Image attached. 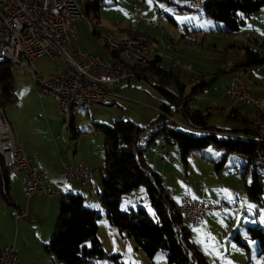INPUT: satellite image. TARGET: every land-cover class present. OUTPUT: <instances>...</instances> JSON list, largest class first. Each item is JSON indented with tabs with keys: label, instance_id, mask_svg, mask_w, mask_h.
<instances>
[{
	"label": "rangeland",
	"instance_id": "374dc122",
	"mask_svg": "<svg viewBox=\"0 0 264 264\" xmlns=\"http://www.w3.org/2000/svg\"><path fill=\"white\" fill-rule=\"evenodd\" d=\"M195 1L145 0L142 4L138 0H84L83 12L98 29L95 31L90 21L78 22L76 26L80 28L75 29L78 33L76 44L81 50L102 55L111 62L112 51L105 45L102 37L112 33L118 39L126 35V29L132 24L139 23V31L153 41L154 51L151 57H162L161 65L172 70L184 83L183 93L175 82L165 88L161 85L155 87L151 80L159 82V78L152 73L126 78L113 86L112 89L117 90L118 96H110L109 105L95 104V108L90 110L92 117H87L84 110H78L72 127V116L68 113L59 114L54 101L41 95L31 71L26 66L11 65L14 80L11 93L16 97V102L7 103L3 110L11 129H14L13 134L18 133L27 140L29 149L36 150L46 161L54 162L58 155H68L65 159L70 163L87 160L93 169L94 180L86 189L95 197L94 204L96 202L101 205L96 193L97 185L102 190V168L105 163V137L96 131L94 122L111 124L116 119L127 118L147 127L158 117L162 103L169 102L164 91L170 92L175 98L182 94L184 97L181 100H188L187 107L191 110L209 113L208 127L214 130L236 126L235 121L228 117L229 111L226 112L227 109L235 107L244 115L258 118L263 123L259 127L261 126L264 133V114L261 115L250 104L230 99L225 93V87L231 79V70L226 67V62L241 61L245 52L243 45L264 52V7L252 14L240 32L224 34L219 29L224 24L207 17L201 11L203 9L194 4ZM188 6L192 9L183 8ZM136 10L140 15L131 17L130 14H135ZM150 18L161 20V26L152 27L143 22ZM233 42L237 43L236 46H230ZM32 65L43 75H53L67 68L66 61L59 57L51 59L42 56L34 60ZM184 65L188 68H183ZM239 69L243 72L252 95L264 101V65ZM216 74L219 75L214 79ZM211 80L209 87L199 90L200 99L195 98V94L191 93L192 87L198 82ZM188 94L190 98H186ZM262 111L264 112V107ZM93 115L98 119H91ZM176 117L182 125L187 124L182 111L176 113ZM178 127L186 129L181 125ZM234 130L232 135L237 133ZM186 131L194 136L207 133L205 130ZM256 133L258 138L264 140L259 131ZM69 135L71 143L68 140ZM57 137L60 139H56ZM54 143L58 146L57 149L54 148ZM144 143L148 144L146 141ZM150 144L143 151V158L149 167L156 171L158 168L163 184L171 192L170 196L174 201L190 197L192 200H206L204 202L207 204L219 206L198 224L189 225L192 229L190 241L209 263L264 264V253L260 252L257 240L248 232V226L264 227V191L260 200H253L247 193L246 183L251 182L253 170L249 167L248 172L244 173L248 157L238 153L225 156L224 149L211 144L203 149H193L185 163L177 144H163L166 153L171 156L170 160H165ZM59 146L62 147V153ZM234 157H244L246 161L242 163L243 160L237 161ZM156 161L157 168L154 167ZM220 165L221 168H217ZM65 178L68 179L66 176ZM60 198L61 195L58 196L59 204ZM139 207L153 213L145 186L135 188L121 201L123 210ZM98 210L101 214L98 218V237L107 256L103 259L90 258L88 264H116L114 255H118V261L125 264H174L170 263L166 251L161 250L150 258L126 232H118L108 220L102 205ZM237 233L247 246L239 244L235 239ZM37 258L41 264H46L40 255Z\"/></svg>",
	"mask_w": 264,
	"mask_h": 264
},
{
	"label": "trees",
	"instance_id": "16d2710c",
	"mask_svg": "<svg viewBox=\"0 0 264 264\" xmlns=\"http://www.w3.org/2000/svg\"><path fill=\"white\" fill-rule=\"evenodd\" d=\"M138 1L142 4L145 2V0ZM203 6L201 11L207 17L224 24L220 28L222 32L232 34L240 32L247 25V20L252 14L264 7V0H203ZM183 8L192 9L190 6ZM129 36L145 39L143 38L145 35L141 32H129ZM243 50L245 51L244 57L238 62L237 67L250 68L264 65V52L251 49L248 45H243ZM112 54L116 59H119L118 55L122 56L114 51ZM116 62L123 63L133 74L152 73L156 75L159 78V82L156 81L157 85L164 88L171 82H175L179 90L184 92V83L172 70L161 65L160 58L150 61L145 69L132 66L126 63L125 59L122 61L121 58ZM226 71L230 70L226 69ZM13 83L11 64L0 63V106L2 108L7 103L16 102V97L11 93ZM211 83L212 81L198 82L192 87L191 93L196 95L199 90ZM164 92L177 106L175 110H172L170 108L172 103H167L163 105L162 109L175 113L182 111L186 119L191 120L207 133L194 136L178 126H164L154 131L152 141L156 136H160L167 143L177 144L185 163L193 149H203L211 144L224 149L225 156L231 153L246 155L248 163L244 173L248 172L249 167L253 169L252 180L246 183L247 193L253 200H260L264 191V180H262L264 178L256 172L253 159L259 153L264 152V142L260 143V137H256V131H259V125L262 122L256 117L245 116L239 110L232 109L228 117L238 123V128H243L241 133L245 135H239L238 131L233 135H220L210 131L211 127H208L209 113L204 114L199 110H190L187 103L181 100L182 94L175 98L170 92ZM159 117L158 114V117L149 125L158 122ZM94 124L96 131L105 137L102 190L98 191L97 196L111 224L120 234L126 232L132 237L136 245L150 258L162 250L168 253L170 263L210 264L204 254L190 241L192 229L177 208V202L171 198L164 187L162 176L144 161L142 152L151 141H148L145 146H141L138 142L137 146V140L145 127L129 119H116L111 124L105 122H94ZM251 128L254 130L252 131ZM222 161L224 162L225 158ZM217 168H221V165ZM9 172L10 169L0 154V196L7 204H12ZM140 186L146 187L153 210L152 214L144 207L130 208L129 210L121 208L123 197ZM100 216L99 210L87 206L83 194L72 191L62 194L55 231L50 241L44 244L45 252L52 255L60 264H88L90 258L103 259L107 255L98 237V218ZM179 226H182L181 229ZM248 232L253 239L257 240L259 250L263 254L264 227L260 225L248 226ZM235 239L239 244L247 246L242 242L239 233L235 235ZM118 257V255L113 256L116 264H125L118 261Z\"/></svg>",
	"mask_w": 264,
	"mask_h": 264
},
{
	"label": "built area",
	"instance_id": "2783aa9c",
	"mask_svg": "<svg viewBox=\"0 0 264 264\" xmlns=\"http://www.w3.org/2000/svg\"><path fill=\"white\" fill-rule=\"evenodd\" d=\"M201 1L203 0H196L194 4L199 7ZM135 15H139L137 10L135 14H130L131 17ZM80 20L81 0H0V63L15 61L20 67L26 66L35 78L41 95L50 97L61 115L68 113L75 116L78 108H85V112H89L95 104L109 105L110 96H118L112 86L117 84L121 77L134 75L128 69L108 62L102 55L80 49L68 33L74 23ZM144 22L149 26L161 25V21L156 18L144 19ZM102 39L116 44L125 59L141 63L150 61V54L154 49L150 39H147V42H133L129 37L117 39L110 33ZM42 56L51 59L62 58L66 61L67 68L53 75H43L32 65L34 60ZM237 65L238 63L233 61L226 62V67L231 70L226 95L236 102L250 104L264 114L262 99L251 94L244 74ZM183 68L188 66L184 65ZM151 82L157 86L156 81ZM158 114L159 121L142 130L137 146L138 142L151 141V145L165 160H170L171 156L166 153V147L163 146L166 141L163 138L152 141L155 130L178 125L188 130H204L189 119L186 125H182L175 114L166 109H159ZM210 129L226 136L232 135L234 130L230 127L223 130ZM0 154L10 170L25 173L23 191L26 196L36 192L48 193L43 186V170L29 163L23 149L14 139L1 106ZM253 164L256 172H264V152L254 157ZM65 169V176L70 180L80 181L82 186H86L92 180L93 169L83 162L65 164ZM168 193L171 195L170 191ZM177 208L182 209L188 225H196L219 206L183 197L177 202ZM0 264H21L14 246H6L0 250Z\"/></svg>",
	"mask_w": 264,
	"mask_h": 264
},
{
	"label": "crops",
	"instance_id": "0c3cea01",
	"mask_svg": "<svg viewBox=\"0 0 264 264\" xmlns=\"http://www.w3.org/2000/svg\"><path fill=\"white\" fill-rule=\"evenodd\" d=\"M158 11H160V10H158ZM139 15H140V12H139ZM88 21H90V20H88ZM78 22L88 23L87 21H83V20L76 21L74 23L73 28H71L69 30V32H68L69 36L71 38H73L75 40V42L77 41V36H78V33H76L75 29L80 28L79 26H76ZM90 22L89 23L94 27V30L97 31V29H98L97 25L95 26L92 23V21H90ZM139 27H140L139 23L138 24H136V23L132 24L128 29H126V35H123L122 37H120L118 39L128 37L129 32H141L143 35H145L143 38L150 39L152 41V39L150 37L146 36V34H144V32L139 31V29H140ZM157 27H159V26H157ZM223 33L225 34V32H223ZM236 44H237L236 42H233L230 44V46H236ZM153 51H154V49H153ZM118 57H119V59H116L112 54V61L111 62L119 61L120 58L122 59V61H124V59L121 55H118ZM156 58H160V61H162V57H160V56L151 57V54H150V61H154ZM173 66H175V64ZM218 75L219 74H216L214 79H216ZM133 76H140L141 77V73H136ZM133 76L121 77L120 81L118 83L122 82L126 78H131ZM152 80H154V79H152ZM210 85H208L206 87H209ZM157 86H155V87H157ZM112 88H113V86H112ZM189 96L190 95L188 94L186 98H188ZM194 96H195V98L200 99V96L198 95V93ZM167 98H169V97H167ZM183 100L188 105V102H187L188 100H185L184 98H183ZM168 103H172L170 108L172 110H175L177 104H175L173 101H171L170 98H169ZM165 104H167V103H162V106L160 108H162L163 105H165ZM262 107H264V101L262 103ZM93 108H95V105ZM188 108L190 109L189 106H188ZM232 109L239 110V109H236L235 107H233ZM232 109H230V110H232ZM230 110L227 109L226 112L227 111L230 112ZM83 112L87 114V117H92V116H90V111L89 112L83 111ZM173 113L176 116V113H179V112H176V113L173 112ZM261 115H262V113H261ZM76 116L77 115L72 116V118H71V126L72 127H74ZM93 116L94 117L91 119H98V117L96 115H93ZM245 116H247V115H245ZM121 119H127V118H121ZM159 119H160V117H159ZM159 119H158V121H159ZM92 121H94V120H92ZM261 124H263V123H261ZM237 126H238V123H236V126L233 128L236 131H238V134L239 135H245L244 133H241V132H243V128L241 129V128H238ZM260 128H261V126L259 127V131H260L259 133H261V135L264 136V133H263V131H261ZM11 130L13 133L14 129H11ZM251 130L253 131L254 128H251ZM256 135H257V133H256ZM13 136H14L15 141L23 149L24 154H25L26 158L28 159L29 163L32 165H37L43 170V172H44L43 186H44L45 190L48 191V193L36 192L31 196H26L24 194V191H23V187H24L23 178L25 177V173L24 172H14V171L9 172L10 187H11L10 194H11V198H12L13 203L7 204L4 201V199L0 196V250L5 248L6 246H14L16 248V250L18 251L21 264H34V263L35 264H41L39 259L37 258L38 255H40V258L43 259V261L46 264H60L52 255L48 254L47 252H45V250H43L44 244L50 241V239L52 238L54 231H55V225H56V221H57L59 211H60V204L58 203V196L66 193L68 191H72V192H76V193H80V194L85 195L86 204H87V206H89L91 208L98 210L99 207H101V205H97L96 202L94 204L93 201L95 200V197L92 195V193L90 191H88L86 189V186L89 183L84 187L78 182V180H68L65 178V173H66L65 164H72L73 163V162H71V163L67 162V160L65 159V157H68V155L64 156V155L60 154L61 157L59 155L57 157L56 156L57 150H55L56 160L54 162L46 161L45 158L39 156V154L36 150L29 149L28 141L25 140L24 138H22L18 133H16L15 135L13 134ZM256 137H258V136H256ZM56 139H60V138L57 137ZM56 139H55V142L57 144ZM160 139H161L160 136L155 137V141H159ZM68 140H69V143H71V140H72L71 135H69ZM56 144L54 143L55 149L58 148V146ZM61 149H62V147H60V151H61ZM61 153H62V151H61ZM60 158H61V160H60ZM234 158L237 159V161L243 160L242 163H244L246 161V159L244 157H234ZM144 161L147 163L145 158H144ZM81 162H83V163H85L91 167V165L88 164L87 160H85V161L82 160ZM154 165H155L154 167L157 168V161L154 162ZM156 172H158V168H157ZM93 180H94V178H92L90 183H92ZM99 189L100 188L97 185V191H100ZM179 201L180 200H178L176 202H179ZM204 201H206V200H204ZM208 214H210V213H208ZM185 221H186V219H185ZM31 250H32V253H30Z\"/></svg>",
	"mask_w": 264,
	"mask_h": 264
},
{
	"label": "bare ground",
	"instance_id": "6f19581e",
	"mask_svg": "<svg viewBox=\"0 0 264 264\" xmlns=\"http://www.w3.org/2000/svg\"><path fill=\"white\" fill-rule=\"evenodd\" d=\"M83 4H84V0H81V19H82L83 21H88L87 15L83 12ZM199 7H200L201 9H203V1H201V2L199 3ZM110 34H111V36L115 37L112 33H110ZM129 39H130L131 41H133V42H147L146 39H141V38L129 37ZM102 40H103V42L105 43V45H106L111 51H114V52L120 53V51L118 50L116 44H114V43H110V41H106L105 39H102ZM122 57H124V56L122 55ZM124 59H125V57H124ZM125 60H126V63H129L130 65H132V66H136L137 68H140V69H145V68H147L148 65H149V62H150V61H146L145 63H141L140 61H135V60H133V59H125ZM8 63H10L12 66L20 67L15 61H8ZM114 63H116L117 66H122V68H126V69H127V67H125V65H123V63H121V62H114ZM78 110H84V111H85V108H78ZM261 142H264V140L262 139ZM261 142H260V143H261ZM146 143H148V141H146ZM139 144H140L141 146H144V145H145L144 141L139 142ZM146 145H147V144H146ZM258 173H259L260 176H263V177H264V172H258ZM179 211L183 214L182 209H179ZM184 217H185V216H184ZM181 227H182V226H181Z\"/></svg>",
	"mask_w": 264,
	"mask_h": 264
}]
</instances>
